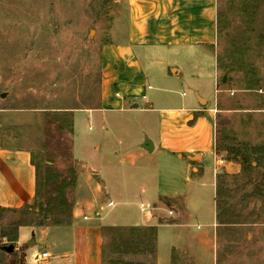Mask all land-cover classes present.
<instances>
[{
  "label": "rangeland",
  "instance_id": "1",
  "mask_svg": "<svg viewBox=\"0 0 264 264\" xmlns=\"http://www.w3.org/2000/svg\"><path fill=\"white\" fill-rule=\"evenodd\" d=\"M124 12L123 0H0V144L29 148L38 172L35 202L0 211V264L22 262L21 254L4 249L15 247L20 223L69 221L78 171L95 147L124 151L130 144L118 142L125 129L103 128V113L79 111L74 122L75 110L99 105V50L121 37L117 27L122 30ZM172 64L183 75L177 93L163 95L176 101L185 92L190 101L199 87L209 105L216 100L214 127L224 164L215 187L214 162L207 159L206 185L198 200L188 202L207 219L192 216L185 232L157 227L156 243L155 231L130 226L140 211L120 204L111 216L121 219L127 211L130 225L104 227V264H154L172 242L180 249L174 264H264V0H218L215 49L160 55L156 68L161 72ZM131 115L105 118L128 121ZM215 209L214 246L190 249L188 235L213 232ZM163 211L172 217L168 208Z\"/></svg>",
  "mask_w": 264,
  "mask_h": 264
},
{
  "label": "crops",
  "instance_id": "2",
  "mask_svg": "<svg viewBox=\"0 0 264 264\" xmlns=\"http://www.w3.org/2000/svg\"><path fill=\"white\" fill-rule=\"evenodd\" d=\"M123 5L122 30L117 27L121 37L99 50V105L75 110L74 122L79 111L90 117L94 112L103 113V128L107 132L108 127L125 129L118 142L130 144L124 151H103L98 145L96 153L82 161L68 222L18 225L13 255H22L20 264H104V227L130 225L127 211L121 213V219L120 214L111 216L120 204L139 211L142 203L154 207L152 217L140 211L137 223L130 226L153 228L156 235L157 227L164 226L185 232L192 216L207 219L201 208L194 214L188 202L198 200L200 187L206 185L208 158L214 162L215 187L222 169L214 127L216 100L209 105L199 87L190 101L185 92L176 101L163 95L177 93L176 81L183 73L174 64L160 72L156 62L160 55L174 57L214 50L218 41V0H123ZM218 91L215 82L214 93ZM116 112L132 115L128 121L105 118L107 113ZM147 139L152 141V151L143 147ZM37 189L32 151L0 144V211L31 205ZM105 207L109 208L107 214H103ZM164 208H173L174 215L168 217ZM159 218L171 222L162 223ZM214 219L213 232L188 235L190 249L214 246L216 209ZM169 246L164 256L156 255L154 264H174V253L180 249L174 242ZM45 252L48 257L43 258Z\"/></svg>",
  "mask_w": 264,
  "mask_h": 264
},
{
  "label": "built area",
  "instance_id": "3",
  "mask_svg": "<svg viewBox=\"0 0 264 264\" xmlns=\"http://www.w3.org/2000/svg\"><path fill=\"white\" fill-rule=\"evenodd\" d=\"M224 164V161L222 159L219 160V165ZM111 206H113V203L110 204ZM154 207H151L150 205H146V204H141L140 205V211L144 214L147 215L149 217H152V213H153ZM174 209L173 208H168V215L173 216L174 215ZM42 257L46 258L48 257V253H42Z\"/></svg>",
  "mask_w": 264,
  "mask_h": 264
},
{
  "label": "water",
  "instance_id": "4",
  "mask_svg": "<svg viewBox=\"0 0 264 264\" xmlns=\"http://www.w3.org/2000/svg\"><path fill=\"white\" fill-rule=\"evenodd\" d=\"M225 79H226V76H224L223 80H225ZM143 147H144L145 149L149 150V151H152V150H153L152 141H151L150 139H147V140L145 141ZM31 244H32V243H29V245H31ZM4 249H5L7 252L11 253V252L14 251V246H12V245H11V246H6V247H4Z\"/></svg>",
  "mask_w": 264,
  "mask_h": 264
},
{
  "label": "trees",
  "instance_id": "5",
  "mask_svg": "<svg viewBox=\"0 0 264 264\" xmlns=\"http://www.w3.org/2000/svg\"><path fill=\"white\" fill-rule=\"evenodd\" d=\"M244 162H245V161H244ZM148 229H149V230H151V231H152V233L154 232V230H153V229H151V228H148ZM151 231H150V232H151Z\"/></svg>",
  "mask_w": 264,
  "mask_h": 264
}]
</instances>
